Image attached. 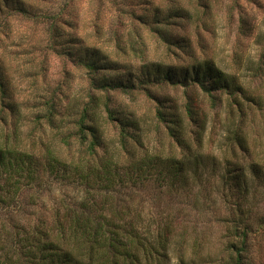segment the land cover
<instances>
[{
	"label": "trees",
	"instance_id": "trees-1",
	"mask_svg": "<svg viewBox=\"0 0 264 264\" xmlns=\"http://www.w3.org/2000/svg\"><path fill=\"white\" fill-rule=\"evenodd\" d=\"M27 1L0 0V17L17 13L36 16ZM161 16L165 24L193 18L191 11L178 6ZM160 20L157 17L149 22L158 38L181 51L191 50L188 40L169 35L159 26ZM246 24L241 14V31ZM52 30L57 38L60 33L55 24ZM260 47L258 60L250 69L255 78L264 77V40ZM59 52L88 73L89 86L84 101L77 106L74 126L60 132V142L68 149L77 145L78 152L65 156L48 145L27 147L16 139L19 134L15 128L0 129V245L5 252L0 264H173L172 251H177L176 264H264V210H255L264 198V163L243 162V158L254 156L243 132L244 113L238 100V96L250 98L245 87L210 59L182 65L146 62L137 77L113 80L100 75V70L122 66L108 60L96 47L79 48L71 39L70 47ZM5 65L0 54V127L1 121L8 122L7 109L11 117L15 115L14 104L6 100ZM153 85L181 89L184 100L171 96L167 101L152 92ZM194 87L210 97L213 108L220 102L219 93L232 95L231 107L236 106L240 118L226 125L231 159L224 157L219 163L202 153L208 115L196 105ZM111 90L145 92L155 105L154 128L146 130L133 114H117L109 96L103 100L98 94ZM44 105V114L34 116L32 123L42 126L45 122L51 129L58 128L57 120L66 113L65 108L52 98ZM102 113L117 124L112 142ZM154 131L165 134L180 149V155L140 153L146 136ZM208 171L215 176L213 186L218 190V198L212 203L224 210L214 216V222L223 229L215 246L195 240L188 250L176 239L172 220L165 223L155 219L146 225L140 222V214L133 216L118 207L127 206L119 203L122 198L114 204L120 196L115 197L118 185L133 190L153 182L178 193L200 185ZM53 173L75 176L92 197L73 209L62 206L43 214L29 212V207L41 208L39 199L44 198L45 185ZM180 236L183 238V233Z\"/></svg>",
	"mask_w": 264,
	"mask_h": 264
},
{
	"label": "rangeland",
	"instance_id": "rangeland-1",
	"mask_svg": "<svg viewBox=\"0 0 264 264\" xmlns=\"http://www.w3.org/2000/svg\"><path fill=\"white\" fill-rule=\"evenodd\" d=\"M27 2L37 12L36 16L17 13L0 17V54L4 56L5 80L9 88L5 99L14 104L12 110L15 112L11 117L7 109L5 116L8 122L1 121L0 129L15 128L19 134L16 139L21 140L22 145L35 149L48 145L65 156L78 152L77 145L68 149L60 142V132L74 126L77 106L84 101L89 86L86 70L76 67L67 55L59 52L70 47L73 39L79 48L83 45L96 47L108 60L122 66L115 70H100V75H107L113 80L137 77L146 62L182 65L203 59L213 60L230 78L242 84L250 97L238 96L244 113L243 132L254 153V156L243 158V162L245 165L251 160L264 163V77L255 78L250 70L258 60L260 43L264 40V0ZM175 6L188 9L193 18L174 19L170 24H165L161 15ZM156 12L159 14L155 16ZM241 14L247 21L243 31L240 28ZM157 17L158 21L161 18L160 27L169 35L188 40L191 50L181 51L158 38L149 23ZM52 24L57 26L60 33L57 38ZM151 90L167 101L171 96L180 102L184 100L181 89L176 90L168 85H153ZM98 94L103 100L109 96L117 114H133L146 130L154 128L155 105L145 92L128 94L111 90L108 94L100 91ZM218 97L220 102L213 108L210 97L194 87L196 105L208 115V130L201 151L208 160L221 163L224 157L232 158L225 140L226 125L238 120L240 112L236 106L231 107L232 95L222 92ZM49 98L66 110L57 120L59 127L55 129L49 128L45 122L42 126H36L31 121L34 116L44 114V102ZM105 115L102 113V121L107 128L108 139L112 142L118 127ZM33 133L34 138L31 136ZM142 151V154L162 152L180 155V149L165 134L156 131L146 136ZM205 176L200 185L195 184L178 193L153 182L133 190L118 185L115 197L120 196L113 203L116 204L122 198L119 203L127 206L120 204L118 207L133 216L140 214V222L146 225L155 219L165 223L172 220L177 229L176 239L188 250L195 240L212 247L223 232L219 224L214 222V216L224 213V210L221 205L212 203L218 198V190L213 186L215 176L209 171ZM45 189L44 198L39 199L41 208L32 206L29 212L43 214L62 206L73 209L92 197L85 184L75 176L53 173ZM260 200L255 205L257 212L264 210V198ZM172 252L171 258L176 264L177 251ZM4 256L0 245V261Z\"/></svg>",
	"mask_w": 264,
	"mask_h": 264
}]
</instances>
